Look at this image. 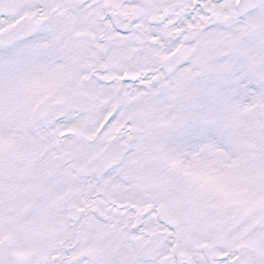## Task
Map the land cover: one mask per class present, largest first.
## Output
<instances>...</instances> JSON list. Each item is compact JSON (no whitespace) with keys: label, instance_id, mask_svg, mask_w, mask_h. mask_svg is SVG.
Segmentation results:
<instances>
[{"label":"snow or ice","instance_id":"1","mask_svg":"<svg viewBox=\"0 0 264 264\" xmlns=\"http://www.w3.org/2000/svg\"><path fill=\"white\" fill-rule=\"evenodd\" d=\"M0 264H264V0H0Z\"/></svg>","mask_w":264,"mask_h":264}]
</instances>
